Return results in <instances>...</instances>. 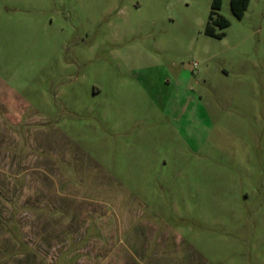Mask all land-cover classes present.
Listing matches in <instances>:
<instances>
[{"label": "rangeland", "instance_id": "374dc122", "mask_svg": "<svg viewBox=\"0 0 264 264\" xmlns=\"http://www.w3.org/2000/svg\"><path fill=\"white\" fill-rule=\"evenodd\" d=\"M0 0V264H264V0Z\"/></svg>", "mask_w": 264, "mask_h": 264}, {"label": "trees", "instance_id": "16d2710c", "mask_svg": "<svg viewBox=\"0 0 264 264\" xmlns=\"http://www.w3.org/2000/svg\"><path fill=\"white\" fill-rule=\"evenodd\" d=\"M251 0H231V9L233 14L238 19H243L247 10L249 9ZM223 0H214L212 3V10L210 13V21L206 28V33L216 38H223L225 33H218L216 27L225 30L230 26V22L219 15V11L222 9Z\"/></svg>", "mask_w": 264, "mask_h": 264}]
</instances>
